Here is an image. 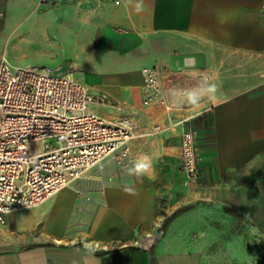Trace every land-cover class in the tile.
I'll use <instances>...</instances> for the list:
<instances>
[{
    "label": "crops",
    "instance_id": "1",
    "mask_svg": "<svg viewBox=\"0 0 264 264\" xmlns=\"http://www.w3.org/2000/svg\"><path fill=\"white\" fill-rule=\"evenodd\" d=\"M54 1L42 6L39 0H0V30L42 28L39 33L51 37L47 46L56 49L44 50L64 54L81 47L86 29L95 37L123 30L135 44L128 51L138 54L115 55L95 38L99 48L87 49L75 65L83 68L86 83H94L90 92L138 108L141 71L159 65L163 87L179 83L187 106L145 115L162 131L145 130L134 139L132 156L133 164L148 156L151 171L93 198L83 236L109 247L107 252L92 253L77 241L54 244L68 236L76 204L75 192L66 188L7 217L0 228V264H264V0H121L118 6ZM54 17L67 24L60 30L43 24ZM49 56L59 61V55ZM214 68H227L225 77L214 79ZM211 78L216 102L190 105L186 93L199 95ZM182 119L196 135L197 182H188L181 170L176 123ZM159 219L169 221L160 242L147 250L122 246Z\"/></svg>",
    "mask_w": 264,
    "mask_h": 264
},
{
    "label": "built area",
    "instance_id": "2",
    "mask_svg": "<svg viewBox=\"0 0 264 264\" xmlns=\"http://www.w3.org/2000/svg\"><path fill=\"white\" fill-rule=\"evenodd\" d=\"M118 6L121 0H97ZM54 0H39L47 6ZM264 27V5L259 11ZM140 105L126 108L105 94H94L73 72L51 74L42 69L0 61V228L10 214L39 207L63 189L76 192V204L65 239L56 246L78 242L92 253L109 247L85 239L93 199L74 188L96 181L105 187L124 184L133 166L132 141L149 130L158 134V123L143 117L162 109L170 114L184 109L185 91L177 82L162 85L163 72L156 66L141 71ZM209 79L206 78L205 81ZM111 113L116 116L111 117ZM182 119L179 131L181 170L188 182H197L196 135ZM78 233L82 238H70ZM165 235L163 220L137 235L131 245L147 250ZM91 245L86 248L85 245Z\"/></svg>",
    "mask_w": 264,
    "mask_h": 264
},
{
    "label": "rangeland",
    "instance_id": "3",
    "mask_svg": "<svg viewBox=\"0 0 264 264\" xmlns=\"http://www.w3.org/2000/svg\"><path fill=\"white\" fill-rule=\"evenodd\" d=\"M42 20L41 21L43 22V24L44 23L46 24L47 22L50 24L54 23L55 28L58 30L62 29L61 27H64V25L67 24V22H65L64 20L59 18L55 19V17L53 19L44 18ZM18 22L20 23V21ZM56 29L54 33H57ZM41 31L42 28L35 29L34 31L33 30L29 31V29H26L24 26L14 28L13 25H11L10 29H6L5 31L0 30V61L1 58L4 57L13 66H17V67L31 66L39 69L43 68L45 71L51 74L73 72L77 77V79L83 85H85L86 87L87 86L92 87L94 86V83H86L84 81L83 68H79L78 66L75 65H78L77 62L79 60H82L84 57H86L87 49L99 48V46H97L94 41L95 38L97 40L96 41L97 43L102 42L103 46L107 47V49L115 55L138 54L135 52L131 53L130 51H128L134 48L135 44L133 43V39L128 38L125 32L120 29H114L107 35L102 34V35H97L96 37L93 33L90 34L89 32L90 30L86 29L85 35L83 36V41H80L82 43L81 47L79 49L76 48L77 50L75 48L73 49V47L70 49L68 48L67 51L65 52L67 56L63 52L58 53L57 51L54 50L48 52L45 51L44 49L49 48V46H47L49 43L48 38L51 37L48 36L47 34L39 33ZM94 31L95 30H92V32ZM49 49H55V47L54 48L50 47ZM45 54L50 55L49 57H56V56L58 57L59 55V59H58L59 61L55 62L52 59L48 60ZM102 54L105 55V53ZM70 56L74 57L73 60H69ZM72 62H75L76 64H73ZM64 63L65 65H63ZM155 66L158 67L164 73V68H162L159 65H155ZM253 70H260V69H253ZM211 71L214 73L212 74L215 76L213 77L214 79H218V78L222 79V76L225 77L226 75L225 72L227 71V68H218V69L214 68ZM213 78H211L209 84L214 82ZM74 188L87 191L89 197L93 199L95 195L100 194V190L103 188V185L99 182L91 181V182L79 183ZM109 188L110 187H105V190ZM88 209H90V206L88 207Z\"/></svg>",
    "mask_w": 264,
    "mask_h": 264
},
{
    "label": "clouds",
    "instance_id": "4",
    "mask_svg": "<svg viewBox=\"0 0 264 264\" xmlns=\"http://www.w3.org/2000/svg\"><path fill=\"white\" fill-rule=\"evenodd\" d=\"M136 10H141V5H136ZM218 87L215 83L208 84L207 87L201 88L199 90V95L197 91H188L186 93L187 102L195 107H200L202 102H212L215 103L217 100ZM152 169V164L148 156H143L137 160L131 168L127 170L129 176L143 177L147 175ZM128 191H132L131 188ZM86 248H90L91 245L86 244Z\"/></svg>",
    "mask_w": 264,
    "mask_h": 264
},
{
    "label": "trees",
    "instance_id": "5",
    "mask_svg": "<svg viewBox=\"0 0 264 264\" xmlns=\"http://www.w3.org/2000/svg\"><path fill=\"white\" fill-rule=\"evenodd\" d=\"M176 215H178V213H176L174 216H176ZM168 222H169V221H165V222L163 223V228H164L165 225L168 224Z\"/></svg>",
    "mask_w": 264,
    "mask_h": 264
}]
</instances>
